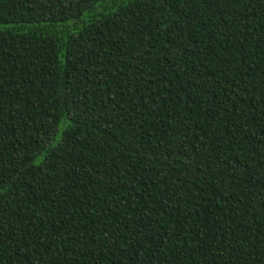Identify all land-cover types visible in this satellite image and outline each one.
<instances>
[{
  "label": "trees",
  "instance_id": "obj_1",
  "mask_svg": "<svg viewBox=\"0 0 264 264\" xmlns=\"http://www.w3.org/2000/svg\"><path fill=\"white\" fill-rule=\"evenodd\" d=\"M0 264H264V0H0Z\"/></svg>",
  "mask_w": 264,
  "mask_h": 264
}]
</instances>
